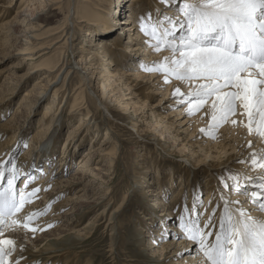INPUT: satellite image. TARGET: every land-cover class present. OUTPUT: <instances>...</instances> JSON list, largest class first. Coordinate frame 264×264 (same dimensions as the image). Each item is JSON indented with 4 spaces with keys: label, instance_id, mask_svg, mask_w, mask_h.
<instances>
[{
    "label": "rangeland",
    "instance_id": "374dc122",
    "mask_svg": "<svg viewBox=\"0 0 264 264\" xmlns=\"http://www.w3.org/2000/svg\"><path fill=\"white\" fill-rule=\"evenodd\" d=\"M11 1L12 4L16 2V0H0V4L6 5ZM39 1H36L35 5L32 4L25 11L23 9L27 6V2L22 4L19 9L16 7L17 4L15 7L6 8L5 17L12 18L18 10L24 13L18 19L23 21L28 19V21L15 24L13 27L20 35L19 43L21 47L26 43L25 36H28L29 39L32 38L29 32H23L31 26L34 33L41 35L42 47H47L44 52L49 53L42 60L54 72L32 73L19 82L23 78L22 75L28 73L30 66L27 58L29 55L19 54V44H16L15 47L5 46L3 49L0 48V85H3L4 91L6 90L1 95L6 96L12 85L17 86L20 83L16 93L9 95L7 101L2 105L0 104V124L8 121H11V123L16 122L19 129L23 127V132L29 131L25 135L21 131L17 146L12 145L9 152L8 149L4 152H8L10 160L14 161L20 170V178L16 181L18 189L22 185L21 181L31 174L30 172H32L31 176L35 177L31 182L33 184L37 177L47 176L49 171L51 173L48 174V177L53 182L57 179L64 182V180L67 181L72 178L74 174L86 172L85 179L92 186L83 188L84 184H79L76 187L60 189V185L53 184L48 186L45 191L43 187V191L37 193L36 197L30 198V201L34 204H39L35 212H42L43 214L33 221L34 226L38 229L34 235L31 232L22 230V237L16 238L15 241L18 243H16L17 247L11 259L14 257L13 260L19 259L20 264H189L187 261L189 258L186 257V254L189 253L187 250L191 247L198 248V246L186 238L180 228V217L186 214V209L194 208L195 211L191 215L194 217L199 213L201 217H205L202 226H206L208 224L207 217L211 215L209 212L215 208L216 216L213 221L217 227L208 230L218 231V222L224 212V202L216 194L223 191L229 194L230 201H236L234 197L236 192L224 187L225 184L233 183L231 180L233 176L239 177V183L245 186L249 193L256 190V187L261 183V177L264 176V169L253 167L251 159L253 153L264 151V139L259 141V136L256 133L247 132L248 129L245 125L248 117L243 114L244 109L239 104L235 115L238 116L239 122L235 126V132L232 129L234 137L230 135V132L228 133L231 128L225 130L226 123L211 129V108L208 115L204 113L207 104L195 114L189 115L188 110H186L187 112L176 115L177 112L174 111L182 105L186 106L185 109H187V103L182 101L176 104L175 101H180L183 97L173 96L172 94L164 96V91H168V87L173 89L178 85L182 93H187L194 86L186 90L183 86H179L180 81L175 78H172L173 80L170 83H165L164 79H160L161 74L152 76L153 71H146L145 68H152L155 64L151 60H147V52L139 49L140 46L135 44L136 41L133 44H128L130 33L125 31L124 26L119 24L117 26L115 24V26L118 28V35L121 36L123 45H132L135 50L130 52L136 53L139 60L142 59L139 70L150 75L143 79L144 88L148 89L152 84L153 90H146V94L143 91L138 92L140 96L136 97L134 95V98L130 92L136 91L131 87L136 82L135 76H128L129 79L124 76L121 78V82H126L131 88L127 91V86L123 85L120 89H116L115 93H112L109 100L101 101L103 92L102 73L100 66L97 65L99 73L96 74L95 87H90L92 88L90 92H87L86 95L83 94L82 90H77V88L83 86L84 80L86 83L88 72L84 68L86 66L84 61L78 65L77 60H80L83 53H80L79 56L78 54L77 56L74 55L76 47L73 45L82 40L83 29L90 27L91 22L96 20L97 11L101 12L97 10V6H101L102 10L110 15L108 12H110L109 3L111 0ZM145 2L138 3L136 23L141 27L143 21L150 29L152 24L160 20V15L154 16V8L158 4L155 0ZM144 3L147 5L146 7H144ZM182 3L183 0H176L175 5H178L177 8H179ZM62 5L63 8L59 10L58 7ZM170 5L171 3H166L168 7H171ZM141 7H143L142 10ZM2 8L3 6H0V10ZM78 8L80 12H78ZM69 18H71V26L67 27L65 32L57 33L61 26L68 22ZM120 18L121 16L118 17V19ZM142 30L143 35L153 38L147 34L145 29ZM70 36L71 49L70 45L65 43ZM134 37L135 35L132 38ZM32 42H36V39ZM123 54L126 53L123 52ZM115 61L127 64L124 68L131 73L137 69L132 65L131 62L134 60H131L130 56L116 54ZM57 67L58 70L55 71ZM45 74L51 75L54 81L59 75L61 76L59 104L63 103V107H66L67 116H65V123L60 130L61 132H59V138H57L59 141L55 140V143H57L56 148L51 147L50 153H53V157L48 159L45 155L44 162V152L41 154V158L36 159L35 163H29V158L25 159L26 153L31 148L32 136L39 128V120L44 111L48 109V102L53 99V90L48 94V97L50 95L51 98L48 99L47 97V100H42L33 108V111H31V107L26 106L28 101L22 106L20 102L38 80H44L43 75ZM153 79L154 81H152ZM66 82H69V86H65ZM6 83L7 86H4ZM46 83V81H43V84ZM230 89L225 90L229 91ZM93 90L97 91L98 94ZM121 93L126 95L125 98H122V101L130 105L128 108L122 106L118 101ZM149 93L151 98L144 106H142L143 104H136L140 98L146 100L145 97ZM128 98L134 99L130 100ZM184 99L186 100V98ZM74 105L77 106L73 109ZM134 105L136 106L134 107ZM109 106L120 108L123 112L110 111L107 108ZM58 110L56 108L55 112H58ZM90 114L91 116L88 118ZM160 115H162L163 120L159 118ZM185 115H187L186 118H184ZM75 128L77 130L74 131ZM202 128L206 131H212V136L202 138L201 136L204 133L200 131ZM8 133L10 132H5V134ZM107 137H111L113 141L108 145L111 146L109 149L111 156H102L100 153L101 155L96 157V162L90 163L91 166L102 168L100 174L96 176L95 173L90 171H83L84 169L79 166L81 155L93 146L98 149ZM69 139L72 141L70 151L73 152L69 151L62 161L61 159L64 156L62 151H64ZM250 141L252 142L251 147H249ZM58 143L60 144L58 145ZM225 146L227 148L223 151L221 148ZM208 150L210 153H208ZM0 158H2V155H0ZM10 160L7 158L5 161ZM43 165L51 166L45 171L46 167L44 170L41 168ZM148 166L151 168L149 169ZM36 173L40 175L36 176ZM139 175L147 176L146 182L150 190L146 194H142L138 189ZM31 183L29 182V184ZM33 186L34 188L35 186L40 188L39 185ZM22 187L21 189H24ZM54 190L57 193L59 191L64 192H60L61 194L55 192L56 194L53 196L48 195ZM159 190L161 194L157 195ZM179 194L181 195L177 200L176 198L179 196L176 195ZM209 194L214 196V203L212 202L210 205L206 202ZM68 196L77 198L56 211V205ZM157 197L164 198L167 207H164L165 205H155V198ZM174 197L176 200L173 199ZM181 200H183V203ZM239 201L240 204L238 205L235 203L230 204L233 211L240 207L249 211L255 218H264V212L252 208L256 205L251 200L239 199ZM171 204H176L173 212L167 211ZM26 209L28 207H24L23 213ZM113 211L114 216L112 217ZM68 213H70V219L66 220L63 216L68 215ZM146 214L152 215L151 222L147 219ZM54 216L56 219L53 218ZM39 222L42 223L37 224ZM48 225H52V227H47ZM39 229H43V231ZM161 233H163V239H161ZM172 239H175L177 243L175 242L169 247L166 257L170 258L166 261V257L161 256V253L156 251L162 245L172 242L170 241ZM209 239H214V236ZM150 240L155 246L148 245ZM182 240H187L188 243L185 242V244L190 246L185 248L184 244L176 254ZM22 244L28 245L29 250H25V245L22 246ZM53 254L58 256L52 258L51 255ZM181 254H183V258H181Z\"/></svg>",
    "mask_w": 264,
    "mask_h": 264
},
{
    "label": "snow or ice",
    "instance_id": "6c2138e0",
    "mask_svg": "<svg viewBox=\"0 0 264 264\" xmlns=\"http://www.w3.org/2000/svg\"><path fill=\"white\" fill-rule=\"evenodd\" d=\"M178 12L182 16L165 15L166 24L157 20L150 29L141 22V28L156 40L155 50L163 47L172 53L145 70L163 73L165 83L172 78L190 85L199 82L187 93L176 87L173 96L186 98L189 115L199 112L215 97L211 129L229 122L236 125L237 120L230 117L236 115L239 104L248 117L245 126L249 133L264 139V0H183ZM228 88L232 90L226 91ZM251 164L264 169V151L253 153ZM20 175L14 161L0 162V264H20L19 259H11L16 241L5 237L4 232L22 229L34 235L38 229L33 221L43 214L31 212L23 219L18 217L30 198L41 191L39 187L30 192L18 189L16 181ZM26 179L30 182L35 177ZM231 180L233 183L224 187L249 196L258 210L264 212V176L250 193L239 183L238 176ZM216 195L224 202L218 231L208 230L217 227L213 221L215 208L207 217L206 226H202L205 217L199 213L191 215L194 208L186 209V214L180 217V228L186 238L198 246L197 264H264V218H255L240 207L233 211L230 204L238 205L239 200L230 201L229 194L223 191ZM213 236L214 239H209Z\"/></svg>",
    "mask_w": 264,
    "mask_h": 264
},
{
    "label": "bare ground",
    "instance_id": "6f19581e",
    "mask_svg": "<svg viewBox=\"0 0 264 264\" xmlns=\"http://www.w3.org/2000/svg\"><path fill=\"white\" fill-rule=\"evenodd\" d=\"M36 1H39V0H16V2L14 4H12L13 3L12 1L10 3H7L6 5H1L0 4V6H3V8L0 10V17H2V18H0V48L1 49H3V47H5V46L15 47L16 44L20 45V43H19L20 35L18 34V32L16 30H14L13 27H14L15 24L28 21V19L26 21L18 19L22 14L24 15V13H22V11H19V10L18 11L16 10L17 13L12 18L9 19V18L5 17V15L7 13L6 8L15 7L16 4H17L18 6H16V7H17V9H19L22 4L27 2V6L23 9L25 11V10H28L27 8H30V6L32 4H34ZM143 1L148 2L149 0H111V2L109 3V6H110L109 11L110 12H108V14H110V15H107L106 11L102 10L101 6H97V10H100L101 12L97 11L96 20L91 22V26L90 27L83 29L84 34L82 36L83 37L82 40L80 42L76 43L75 45H73V46L76 47V51L74 52V55L76 54V56H77V54H78V56H79L80 53H83L82 55L80 54L81 55L80 60H77V62H79L78 65L82 64V62L84 61L86 63V66L84 68L88 72V78L86 80V83H85V80H84L83 86H79L77 88V90L78 89L82 90V93L86 95L87 92H90V89L95 87V84H96L95 80L97 79L96 78L97 77L96 74L99 73L97 71V69H99V67H97V65L100 66L101 73H102L103 92L101 94V98H102L101 101L109 100V97H112L111 96L112 93H115L116 89H120L121 86H123V85L127 86V91L131 87H132V89H135L136 91L135 92L132 91V92H130V94H132L133 96L136 95V97L140 96V93L138 94V92H142L143 91L144 94H146V90H150V91L153 90L152 84H150L148 89L144 88L143 79L146 76H150V75L144 74L143 73L144 71L139 70L140 66L142 65V59L139 60V57L136 55V53H132L135 49H133L132 45L130 46L128 44H130V43L133 44L134 41H136L135 44H139V46H140L139 49H143V52H147V57H146L147 60L148 61L151 60V62H153L154 64H156V62H162L164 60V57L171 56L172 53H171V51L169 49L163 48V47L161 48L160 51H156L155 48L153 47V45L156 43V41L153 38L148 37L147 35H143L142 28L139 26L138 23H136V12H138L137 11V9H138L137 6H138V3L141 4V2H143ZM155 1L157 2L158 5H155L154 16L155 15L156 16L160 15L159 16L160 17L159 21L164 22L166 24V21H164L165 15L166 16L169 15V17H173V18H176L178 16H182V14L178 12V8H177L178 5H175L176 4V0H171V2H170L171 3V5H170L171 7L166 6V3L164 2V0H155ZM145 3H144V5H145ZM144 5H142V6H144ZM146 6L147 5H145L144 7H146ZM61 8H63V5L61 7H58L59 10ZM142 8L143 7H141L140 9L142 10ZM78 12H80V9L78 10ZM117 15H118V17L121 16V18L118 19ZM115 24H116V26L118 24L124 26V30L128 31L130 33V37H129L130 41L128 42V44L123 45L122 38H121V36L118 35L119 31H118V28L115 26ZM69 26H71V18H69V20H68V22L66 24L61 26L60 30L57 33L65 32L67 30V27H69ZM23 32H27V33L29 32V35L32 38L29 39L28 36H25L26 43L22 47L20 45V47H18V51H19V54L29 55L27 60H28V64H29L30 67H29L28 73L22 75L23 78H21L19 80V82L23 81L25 76H28V75H30L32 73H38V72H41V71L42 72L46 71L44 73H53L54 71L49 69L50 68L49 65L46 64L45 61L42 60V58H44V56H46L49 53L44 52V50L47 49V47L46 48L42 47L43 45H42L41 39H40L41 35H37L36 33H34V31H32V27L31 26H29ZM134 35H135V37L132 38ZM178 35H179V33H178ZM139 38H140V40H138ZM34 39H36L37 44H36V42H32V40H34ZM70 40H71V36L68 37V39H67V41L65 43H68L70 45V49H71ZM120 49H122V50L118 51ZM130 51H132V52H130ZM123 52H125L126 54H123ZM116 54H118L119 56H121V55L130 56L131 60H134L133 62H131L132 65L137 67L136 71L131 73L130 71H128V70H126L124 68V67L127 66V64H125L123 62L121 63V62L115 61ZM142 55H143V53H142ZM99 58H101V59L99 60ZM41 60H42V62H41ZM153 67H155V66H153ZM56 70H58V67L55 69V71ZM153 73L154 74H152V76H159L161 74L160 79L161 80L164 79L163 78L164 75L162 73H158V72H155V71H153ZM43 76H44L43 77V79H44L43 81H46L47 83L43 84V81L38 80L34 84V86L27 91V93L23 96V98L21 99V102H20L21 106H22V105H25V103L28 101L27 102L28 104L26 106L31 107V111H33V108L37 104H39L42 100H47L46 98L48 97V94L50 93L51 90H53V93H52L53 94L52 95L53 99H51L50 102H48V109H46L44 111V113L42 114V117L39 120V128L37 129V132L31 138L32 139L31 148L26 153L25 159L29 158V160H30L29 163H31V162L35 163L36 159L37 158H41L42 157L41 154L44 153V152H45V154H44V162H45L46 158L51 159L53 157V153L52 152L50 153L51 147L52 148H56V144L57 143H55L56 142L55 140H57V138H59V132H61L60 130L62 129V126L65 123L64 122L65 121V116H67L66 115V113H67L66 112L67 111L66 107H63V103L59 104L60 103V95H61L60 94L61 87L59 88V86L61 85V81H60L61 80V76L59 75V77L55 81L51 78V75L45 74ZM124 76H126V79H129L128 76H135V81L136 82L134 84H132L131 87H129L126 82H121V78L124 77ZM7 77H8V75H7ZM150 79H151V77H150ZM6 80H7V78H6ZM172 80L173 79H171L170 81H172ZM152 81H154V79ZM7 83H9V82L7 81ZM7 83L4 86H7ZM168 83H170V82H168ZM179 83H180L179 86H183L186 90H188L189 87L195 86V84L198 83V82H196V83L193 82V84H191V85L190 84H186V83H184L182 81H180ZM19 85H20V83H19ZM19 85H17V86L16 85L15 86L12 85L10 90H8L9 89L8 88L7 90L10 91V92H7L6 96L1 95L4 92H6V90L4 91L3 85H0V97H1L0 98V104L1 105L4 104L7 101V98H8L9 95H13V94L16 93V91L18 90ZM65 86H69V82H66ZM90 87H92V88H90ZM176 87H178V85ZM176 87H174L173 89H169V87H168V91H164V96H168L170 94L173 95L174 90H175ZM230 90H232V89H230ZM93 91L96 94H98L97 91H95V90H93ZM49 97L51 98L50 95H49ZM49 97H48V99H49ZM125 97H126V95L121 93L120 99H118V101L120 102V104H122V106H124L125 108H128L130 105L128 103L126 104L125 101H122V98H125ZM29 98H31V99H29ZM134 98H135V96H134ZM134 98H131V99L128 98V99L132 100ZM145 98H146V100H143L141 98L138 99V102L136 104L137 105L143 104L142 106H144L145 103L151 98L150 93L147 94V96ZM214 99H215V97H213L211 100H209V103H207V106L205 107L206 111H204L205 114L208 115V112H210V108L212 110V100H214ZM182 101H185V99L182 98V100L175 101V102H176V104H178V102H182ZM76 106L77 105H74L73 109ZM111 106L107 107V108H109L110 111L123 112L120 108H114V107H111ZM135 106L136 105H134V107ZM62 107H63V109H62ZM185 107L186 106L182 105L181 107L178 108V110H176L174 112H177L176 115H181L182 113H185V111L187 110V109H185ZM56 108L59 109L58 112H55ZM153 113H156V112H153ZM90 116H91V114L89 115L88 118H90ZM186 117H187V115H185L184 118H186ZM205 117H209V116H205ZM12 118H14V117L12 116ZM159 118L161 120H163L162 115H160ZM230 119H236L237 122H239L238 121V116H232V117H230ZM208 121L211 122L210 119H208ZM226 124H227V126L225 127V130H229L231 128V130H229L228 133L230 132V135L234 137V132H235V129H236V127H235L236 125H233L230 122L226 123ZM22 128L19 129V126H17V123L16 122L15 123H11V121L2 122L0 124V155H2V158H0V162H4L7 158H9V160L11 159L9 157V155H8V152L10 151V147L12 145L13 146H17V141L20 138L19 135L21 134ZM232 129H234V132L232 131ZM75 130H77V128H75L74 131ZM6 131L10 132V133H8L9 135L5 134ZM27 132H29V131L28 130L24 131L23 135H25ZM247 132L249 133V131H247ZM98 133H99V130L97 132V135H98ZM211 133H212V131H211ZM251 134H253V133H251ZM209 136H212V135L209 134V131H205L201 137L204 138V137H209ZM111 139H112L111 137L110 138L107 137L106 140H103V142L100 144L98 149L97 148L95 149V146H93V147L87 149L84 152V154L81 155L79 166H80V168L84 169L83 171H90L92 173H95L96 176L100 174V171H101L102 168L94 167L93 165L91 166L90 163L94 162L96 160V157L100 156L101 154H102V156H104V155L105 156H109V157L111 156V151L109 150L111 146L110 147L108 146V145H110V143L113 142ZM261 139L262 138L258 137L259 141H261ZM57 141H59V140H57ZM59 144L60 143H58V145ZM97 145H99V144H97ZM71 146H72V141H70V139H69L67 141L66 145H65L64 151H62L63 154H64V156L62 155L63 156V158L61 159L62 161L64 160L66 154L69 153V151L71 150ZM200 146L202 147V145H200ZM217 148H219V147H217ZM226 148H227V146L222 147L221 149L224 151V150H226ZM6 149H8L7 150L8 152L7 151L4 152V150H6ZM208 153H210L209 150H208ZM45 155H47L46 158H45ZM210 157H212V155H210ZM50 166L49 165H47V166L43 165L41 168L44 170L45 167H46L45 171H47ZM148 168L150 169L151 167L148 166ZM30 173L32 174V172H30ZM50 173H51V171L48 172V174H50ZM85 173L86 172H81V173L74 174L72 178L68 179L67 181L64 180V182H63V180L62 181L60 180L61 181L60 182L58 179L53 182V181H51V178L48 177V174H47V176L43 175L42 177H37V179L35 180V182L33 184L31 183L32 181L30 183L32 185H39L41 191H43V187H44V191H45L48 186H51L53 184L60 185V187H59L60 189L65 188V187H68V188L69 187H76L79 184L80 185L84 184L82 187L83 188H88L89 186H92V185L89 184V182L86 181ZM31 174H29L28 176H31ZM39 175L40 174L36 173V176H39ZM139 178H140V180H138V184H139L138 189H139V191L142 194H146L148 192V190H150L149 185H147V182H146L147 176L139 175ZM27 182H28L27 179H25L24 183H22L23 187H22V185H21V187L24 188V190L26 192H30L34 188V186L32 187V185L28 183V187H27L28 190L25 189V183H27ZM153 183H154V181H153ZM41 185H44V186H41ZM93 185H95V184H93ZM21 187H20V189H21ZM35 188H36V186H35ZM79 188H81V187L79 186ZM99 189H101V188L99 187ZM92 190H93V188H92ZM83 191H85V190H83ZM159 191H158L157 195L161 194V191L160 192ZM51 192L52 193H49L48 195L53 196L54 194L57 193L56 190H54V192L53 191H51ZM60 192L61 191H59L57 194H61L64 191H62L61 193ZM44 195H45V193H44ZM180 195L181 194L176 195V196H179L178 198H176L177 200L180 198ZM155 197H156V195H155ZM175 197L173 199H175ZM234 197H235L236 200L237 199L238 200L239 199H245V200L250 201L249 196H247V195H245L243 193H237L236 192L234 194ZM75 198H77V197L68 196L66 199L62 200L60 203H58L56 205V207H55L56 211H58V209H60L61 207L63 208L65 205L71 203L73 200H75ZM213 201H214V196H211L209 194V196L207 198V201H206L207 204L210 205ZM31 202L32 201H30L29 203H31ZM181 202L183 203V200H181ZM32 203L29 204V205L26 204L25 207H28V209H26V211L24 210L25 211L24 213L22 211L20 214H18V217L20 219H23L22 216H26L28 213L35 212L36 211L35 209L39 207V204H37V203H35V204L33 203L32 204ZM155 205H158V206L159 205H165L164 207H167V202L164 200V198L157 197V198H155ZM175 207H176V204L175 205L171 204V206H169L167 211L173 212ZM211 208H213V207H211ZM252 208L258 210L257 206H252ZM70 213H68V215H64L63 218H65L66 220L70 219L69 218V214ZM115 213H117V212H115ZM209 213H211V212H209ZM107 214H104V215H107ZM113 214H114V211L111 214L112 217L114 216ZM151 216H150V214H146V217H147V219H149V222L152 221V217ZM60 217H62V216L60 215ZM53 218H55V216ZM112 219L114 220V218H112ZM40 223H42V222H39L37 224H40ZM141 229H142V227H141ZM21 231H22V229L15 230V231L6 230L4 232V236L8 237V238H12L14 240H17L16 238H19L21 236V234H22ZM155 231H159V230H155ZM170 241H172V242H170L168 244L166 243L164 245H162V243H160L162 246H161V248H158V251H156V252H160L161 256H165L166 257V252L168 251L169 247L171 246V244L176 242L175 239H172ZM185 242L188 243L187 240H182V244L176 250V254H177V252H179V249L182 248V246L185 244ZM16 243H18V242H16ZM19 245L21 246V244H19ZM23 245H25V244H22V246ZM148 245L155 246L152 243L151 240L149 241ZM188 246H190V245L189 244H185L184 247L186 248ZM24 247H25L24 248L25 250H29V248H30L28 245L27 246L25 245ZM197 249L198 248H196V247H191V251H188L189 253L186 254V257L189 258V260H190L189 261L187 259L189 264H197V261L199 259L198 256H197ZM57 256H58L57 254L51 255L52 258L57 257ZM169 258L170 257H168V258L166 257L165 260L169 259ZM13 259H15V257Z\"/></svg>",
    "mask_w": 264,
    "mask_h": 264
}]
</instances>
